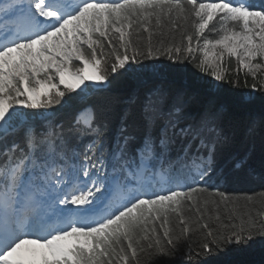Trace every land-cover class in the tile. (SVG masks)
Wrapping results in <instances>:
<instances>
[{
    "label": "snow or ice",
    "instance_id": "1",
    "mask_svg": "<svg viewBox=\"0 0 264 264\" xmlns=\"http://www.w3.org/2000/svg\"><path fill=\"white\" fill-rule=\"evenodd\" d=\"M188 64L217 86L243 71L260 95L235 118L171 79ZM257 153L264 0H0V264H203L264 245L253 196L218 186L221 161Z\"/></svg>",
    "mask_w": 264,
    "mask_h": 264
},
{
    "label": "trees",
    "instance_id": "2",
    "mask_svg": "<svg viewBox=\"0 0 264 264\" xmlns=\"http://www.w3.org/2000/svg\"><path fill=\"white\" fill-rule=\"evenodd\" d=\"M167 64L168 62L164 61L158 67H165ZM232 66H235L234 61ZM147 71L151 72L152 69H148ZM140 74L139 72H132L130 70L129 74H126L123 78V88L129 89L134 87ZM239 75V86L234 84L217 86L208 75L197 72L188 64L183 66L179 72L172 71L171 79L177 83H189L201 94L214 93L217 100L229 108L230 114L233 117L242 119L248 110L244 101L249 98V94L258 97L260 93L251 92L250 86L254 83L251 76L247 77V84H245L243 71ZM221 163L225 170L218 185L220 191L238 196L242 202L245 196H253V203L249 205V208L253 211H264V205L258 203L261 197H264V158L259 153L255 154L249 159L248 168L243 170L232 169L224 161H221ZM244 210L247 209H241V211ZM221 215L223 218V209H221ZM200 239H202V233L193 236V240L198 241ZM175 264H179V262L177 261ZM203 264H264V245L257 243L251 247L232 246L205 257Z\"/></svg>",
    "mask_w": 264,
    "mask_h": 264
},
{
    "label": "rangeland",
    "instance_id": "3",
    "mask_svg": "<svg viewBox=\"0 0 264 264\" xmlns=\"http://www.w3.org/2000/svg\"><path fill=\"white\" fill-rule=\"evenodd\" d=\"M208 77L211 79V81L214 83V84H217V82L210 76L208 75Z\"/></svg>",
    "mask_w": 264,
    "mask_h": 264
}]
</instances>
